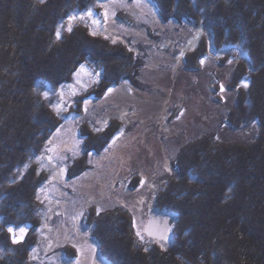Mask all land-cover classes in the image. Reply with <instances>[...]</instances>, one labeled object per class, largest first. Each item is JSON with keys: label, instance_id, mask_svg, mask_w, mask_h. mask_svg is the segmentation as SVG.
Returning a JSON list of instances; mask_svg holds the SVG:
<instances>
[{"label": "trees", "instance_id": "obj_1", "mask_svg": "<svg viewBox=\"0 0 264 264\" xmlns=\"http://www.w3.org/2000/svg\"><path fill=\"white\" fill-rule=\"evenodd\" d=\"M106 1L0 0V247L10 249L0 248V264L35 258L29 247L41 226L37 189L49 179L35 161L63 122L40 97L39 85L57 89L81 64H96L101 79L79 99L82 111L89 100L113 103L109 95L126 81L140 86L143 60L128 38L109 34L105 40L79 25L57 38L68 14ZM150 1L163 23H190L213 33L214 49L247 55L245 76L260 85L254 95L244 92L236 113L241 124L262 130L250 143L223 144L205 135L186 144L176 175L156 200L158 209L176 215L170 247L144 248L121 210L90 221L99 254L109 264H264V0ZM196 51L185 50L191 67ZM81 132L88 146L104 142L88 125ZM85 164L80 159L70 166L72 175ZM9 227L17 237L24 229L23 239L14 243Z\"/></svg>", "mask_w": 264, "mask_h": 264}, {"label": "rangeland", "instance_id": "obj_2", "mask_svg": "<svg viewBox=\"0 0 264 264\" xmlns=\"http://www.w3.org/2000/svg\"><path fill=\"white\" fill-rule=\"evenodd\" d=\"M78 25L93 36H122L137 45V58L143 60L136 78L140 86L126 81L109 95L113 103L87 99L82 111L77 107L81 96L101 79L96 64H81L72 80L57 89L39 85L40 97L63 122L35 161L49 179L37 189L41 226L29 247L35 255L31 264H109L99 254L89 223L93 216L121 210L144 248L166 250L171 239H150L145 227L156 213L172 215L158 209L156 200L176 175L186 144L205 135L223 144L250 143L262 130L257 123L241 124L236 113L244 92L254 95L260 85L245 76L251 72L247 55L238 48L214 49L212 32L203 31L198 51L191 50L199 53L191 67L185 49L198 29L186 22L163 23L150 0H107L72 12L58 25L60 36ZM85 125L104 139L100 147L88 146L81 132ZM80 159L86 167L72 175L70 166Z\"/></svg>", "mask_w": 264, "mask_h": 264}, {"label": "water", "instance_id": "obj_3", "mask_svg": "<svg viewBox=\"0 0 264 264\" xmlns=\"http://www.w3.org/2000/svg\"><path fill=\"white\" fill-rule=\"evenodd\" d=\"M202 34L203 30L201 29L199 30L195 38L190 41L185 50H193L197 46V43ZM175 222L176 215L174 214L168 216L166 214L156 213L154 216H151L149 218L145 227V234L150 239L169 243L171 239V232Z\"/></svg>", "mask_w": 264, "mask_h": 264}, {"label": "snow or ice", "instance_id": "obj_4", "mask_svg": "<svg viewBox=\"0 0 264 264\" xmlns=\"http://www.w3.org/2000/svg\"><path fill=\"white\" fill-rule=\"evenodd\" d=\"M43 2H44V0H41V3H43ZM89 15H91V12H89ZM68 30L71 31V28H69ZM57 38H58V39L60 38V32H59V29L57 30ZM201 63H203V61H201ZM81 71H85L84 68H83V66H81ZM244 86L247 87V86H248L247 83H245ZM221 90H222V91L224 90V86H223V85H221ZM108 91L110 92L111 89H108ZM45 95H47V93H45ZM8 231H9V233H13V242L16 243V242H19L20 240L23 239V234H24V231H25V230L22 229V228L19 229V231H20V236H19V237H17V236L15 235L13 228L9 227V228H8ZM137 235H139V233H137ZM165 238H166V237H165Z\"/></svg>", "mask_w": 264, "mask_h": 264}, {"label": "bare ground", "instance_id": "obj_5", "mask_svg": "<svg viewBox=\"0 0 264 264\" xmlns=\"http://www.w3.org/2000/svg\"><path fill=\"white\" fill-rule=\"evenodd\" d=\"M124 141V139H122L121 140V142L120 143H118L117 145H114V149H112V152H117V148H119V146H120V144L122 143ZM112 154V153H111ZM107 157H110V155L108 154L107 155ZM88 257V255H87V253L85 252V251H82V258H87ZM90 261H87L86 260V262H84L85 264H88Z\"/></svg>", "mask_w": 264, "mask_h": 264}]
</instances>
